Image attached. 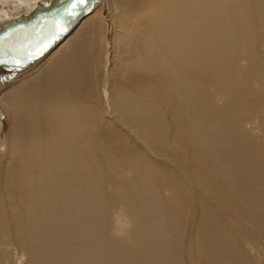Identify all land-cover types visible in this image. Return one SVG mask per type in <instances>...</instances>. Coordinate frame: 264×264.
Wrapping results in <instances>:
<instances>
[{
	"label": "bare ground",
	"instance_id": "1",
	"mask_svg": "<svg viewBox=\"0 0 264 264\" xmlns=\"http://www.w3.org/2000/svg\"><path fill=\"white\" fill-rule=\"evenodd\" d=\"M0 264H264V0H0Z\"/></svg>",
	"mask_w": 264,
	"mask_h": 264
},
{
	"label": "snow or ice",
	"instance_id": "2",
	"mask_svg": "<svg viewBox=\"0 0 264 264\" xmlns=\"http://www.w3.org/2000/svg\"><path fill=\"white\" fill-rule=\"evenodd\" d=\"M78 2L79 3H86L87 2V0H78ZM77 5L76 4H73V6L72 7H76Z\"/></svg>",
	"mask_w": 264,
	"mask_h": 264
},
{
	"label": "rangeland",
	"instance_id": "3",
	"mask_svg": "<svg viewBox=\"0 0 264 264\" xmlns=\"http://www.w3.org/2000/svg\"><path fill=\"white\" fill-rule=\"evenodd\" d=\"M15 24H17V23H13V26H14ZM117 217H118V216H116V218H117ZM118 219H119V218H118ZM119 220H120V219H119ZM119 222L122 223L123 221H119ZM109 226H110V224H109ZM116 227L119 228V225H117V226L115 225V228H116Z\"/></svg>",
	"mask_w": 264,
	"mask_h": 264
}]
</instances>
